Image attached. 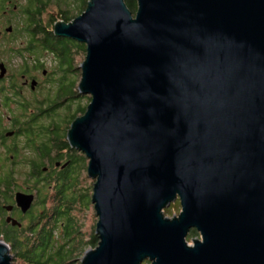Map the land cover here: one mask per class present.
Returning a JSON list of instances; mask_svg holds the SVG:
<instances>
[{
	"label": "water",
	"instance_id": "1",
	"mask_svg": "<svg viewBox=\"0 0 264 264\" xmlns=\"http://www.w3.org/2000/svg\"><path fill=\"white\" fill-rule=\"evenodd\" d=\"M136 3L89 0L53 25L86 48L90 102L66 136L94 181L81 264H264V0Z\"/></svg>",
	"mask_w": 264,
	"mask_h": 264
},
{
	"label": "flooded vegetation",
	"instance_id": "2",
	"mask_svg": "<svg viewBox=\"0 0 264 264\" xmlns=\"http://www.w3.org/2000/svg\"><path fill=\"white\" fill-rule=\"evenodd\" d=\"M19 5L18 0H0V27L7 24L0 40L9 42L13 39L9 35L29 31L25 24L14 30L11 23L10 17L25 15V7ZM10 47L8 54L20 57L22 64L18 74H11L0 54L6 71L0 78V237L12 244L38 230L47 218L43 207L56 203L59 184L74 165L66 147H57L48 135L58 108H64L50 106L58 76L56 60L51 56L53 64L46 67L44 51L42 60L30 63L27 46ZM17 195L30 197L27 211L18 206Z\"/></svg>",
	"mask_w": 264,
	"mask_h": 264
},
{
	"label": "trees",
	"instance_id": "3",
	"mask_svg": "<svg viewBox=\"0 0 264 264\" xmlns=\"http://www.w3.org/2000/svg\"><path fill=\"white\" fill-rule=\"evenodd\" d=\"M88 2L89 0H60L58 2L54 1L52 4L51 0H27L24 6V14L26 16H24L23 19L25 25L29 27L28 32L30 33H28V37H32L39 41L42 45L41 47H43L46 52H49L51 56L54 54L64 59L68 52L67 49L56 47V44L54 45L48 42L46 38H54V41L57 43L63 40L56 37L51 28H48L46 31L43 27L38 28V30L40 29L36 34L38 38H35L36 35L34 36L32 31L39 25L37 17L52 4L55 9L57 8L59 19L65 23H69L71 19L83 13ZM124 3L128 10L134 14L137 6L136 0H124ZM56 21L57 20H55V22ZM40 33L45 34L46 37L41 39ZM77 47L78 50L76 52L80 57L86 54L84 44H77ZM57 64L59 65V63ZM86 107L87 105H81V103L76 102L73 106L75 111L70 123L82 116ZM70 109H72V106ZM66 146L65 144V147ZM87 161L86 157L82 154L81 163L84 164L85 167L81 169L82 171L86 169ZM76 164V160L73 159V165L75 166ZM67 172L68 173L64 175L58 187V198L55 207L52 208V221H48V225L28 235L25 241L17 240L10 244L6 240H3L11 246L10 248L14 254L12 264H80L74 259L79 257L86 247L89 249H94L96 247L98 239L94 234H90V238L87 241L83 240L81 232L82 222L78 216L80 212L82 210L84 211V208H88L90 204V197L87 196V191H90L91 188L88 187L86 189L84 184L87 178L85 180H80L79 177L81 174L78 173L79 171H76L74 167ZM82 180L83 182H81ZM79 189H83L84 192L77 195L76 193ZM194 236H198V234L194 230H191L187 239L190 240ZM143 264L149 263L145 261Z\"/></svg>",
	"mask_w": 264,
	"mask_h": 264
},
{
	"label": "rangeland",
	"instance_id": "4",
	"mask_svg": "<svg viewBox=\"0 0 264 264\" xmlns=\"http://www.w3.org/2000/svg\"><path fill=\"white\" fill-rule=\"evenodd\" d=\"M54 1H60V0H51L52 4L54 3ZM27 0H18V3L20 4L19 6H25L26 5ZM52 4H50V6L47 7L46 10H44L42 12V14L38 15V21H39V25L37 28H35L32 33H34V36L40 31V29L38 30V28L43 27V29L46 31L48 28H51L53 30V25L55 23V20L57 21H61V19H59V13H57V8L55 9ZM26 16V15H24ZM21 16L20 19H18L19 17H10L12 18L11 23L13 25L14 30H17L18 26L22 27V25H24V19ZM75 18V17H74ZM73 18V19H74ZM73 19H71L70 22L73 21ZM23 22V23H22ZM69 22V23H70ZM7 27V24L2 25V27H0V31L2 32L4 30V28ZM31 31V30H30ZM28 33L26 34H17L15 35V33L9 35L10 36L13 35V39L9 42L5 41V40H0V54L2 57V61L6 64V67L8 66L10 73L11 74H18L19 70H20V66L22 64L21 58L16 56V55H9L8 54V48L9 46L11 47H20L22 48L23 46L26 47L27 46V55L25 57L31 58V60L29 61L30 63H35L37 61L42 60L43 58V52L45 51V49L43 47H41V43L37 40H35L32 37H28ZM40 37L45 38L46 35L45 34H41L40 33ZM35 38H38V36L36 35ZM48 42L52 43V44H56V47L58 48H65L67 49V55L66 57H64V59H61V57H57L56 55H52L53 58L56 60L57 63H59V65H57V67H55V70L57 72V77L54 79V85H55V96L51 99V107H53L54 105H63V109L60 110L61 108H58L57 110V114L55 115V119L53 120L54 122L50 125V131L48 133L50 140L53 144H55L57 147H60L62 145L66 146V149L70 152V154L72 155V159L76 160V165L73 166L76 171H79L78 173H80V180L83 179L85 180L87 178V180H85V187L86 189L88 187H90V191L88 192V197H90V204L88 205V208H84V211L82 210L80 212V214L78 215L80 217V220L82 222L81 225V232L83 235V240L87 241L90 238V234H94L95 235V225L97 223V216L95 214V210L93 207V204L91 203V196H92V185L94 183V181L90 178L87 177V172L86 169L84 171H82L81 169L85 168L84 164L81 163V155L78 151L74 150V149H70L69 145L67 144V133L69 131L70 125H71V120L75 111V108H73L74 104L77 103H81V105H88L90 102V95H80L78 93V84L80 82L81 79V70H80V65L81 63L84 61L85 58V54L83 56H79V54L76 52L78 50L77 44H80L76 41L70 40V39H65V38H60L63 39L61 42L57 43L54 41V38L51 37H46ZM27 43V45H26ZM10 47V48H11ZM7 50V51H6ZM45 57L48 58L47 60V65L46 67L50 68L49 65L53 64V61L51 58V54L45 53ZM44 62V61H43ZM38 75V74H37ZM6 85V84H3ZM76 97V99H75ZM40 99V98H39ZM75 100V101H74ZM72 106V109H70ZM62 107V106H61ZM55 110V109H54ZM53 110V111H54ZM52 111V112H53ZM58 115V117H57ZM88 163V161H87ZM86 163V166H87ZM83 180L81 182H83ZM84 189V188H83ZM83 189H79V191L76 193L77 195L82 194V192H84ZM58 198V195H57ZM55 203L49 205H46L43 207V210L45 211V215H46V219L45 221L41 222V225L39 226L38 230L41 229L43 226L48 225V221H52V209L51 207H55ZM180 212V205H179V201L176 200L174 203H171L169 205L168 208L163 210V213L166 217H172L173 215L177 216ZM37 230V231H38ZM195 238H199V236H194L192 237V239H187L188 244L191 245V241ZM0 240L3 241V239L0 237ZM4 242V241H3ZM7 244V243H6ZM7 246L10 249V244H7ZM89 248L86 247L83 250V253L80 254L79 257L75 258L74 260H76L77 262H79L81 264V259L83 257V254L86 250H88ZM10 255H11V261L14 259V254L12 253V249L9 251ZM144 263V262H143ZM142 263V264H143ZM15 264V263H14ZM17 264V263H16Z\"/></svg>",
	"mask_w": 264,
	"mask_h": 264
},
{
	"label": "bare ground",
	"instance_id": "5",
	"mask_svg": "<svg viewBox=\"0 0 264 264\" xmlns=\"http://www.w3.org/2000/svg\"><path fill=\"white\" fill-rule=\"evenodd\" d=\"M11 250V249H10Z\"/></svg>",
	"mask_w": 264,
	"mask_h": 264
}]
</instances>
